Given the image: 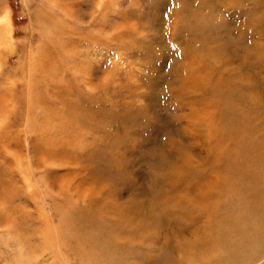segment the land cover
I'll use <instances>...</instances> for the list:
<instances>
[{"label": "rangeland", "instance_id": "obj_1", "mask_svg": "<svg viewBox=\"0 0 264 264\" xmlns=\"http://www.w3.org/2000/svg\"><path fill=\"white\" fill-rule=\"evenodd\" d=\"M54 88L105 119L101 132L83 128L66 145L69 167L39 170L43 138L31 116L41 106L29 91L54 102ZM235 112L256 118L254 133L264 130V0H0V264H85L66 248L87 210L99 230L121 226L128 262L199 264L212 230L194 206L210 194L215 151L234 147ZM95 155L105 162L84 161ZM109 159L120 162L114 176ZM56 175L71 176L68 191H49ZM76 211L68 240L50 246L43 226ZM132 231L157 232L158 241ZM160 245L173 246L172 262L157 259Z\"/></svg>", "mask_w": 264, "mask_h": 264}, {"label": "bare ground", "instance_id": "obj_2", "mask_svg": "<svg viewBox=\"0 0 264 264\" xmlns=\"http://www.w3.org/2000/svg\"><path fill=\"white\" fill-rule=\"evenodd\" d=\"M52 66L53 65H50V67ZM47 69L48 68H45V65H44V68H43L44 75L41 76V78H45V74L48 73ZM197 82L199 83L203 82L202 78L200 77V79L197 80ZM42 92L43 91L41 90L40 93ZM29 93L33 98H35V101L34 100L32 101L35 102V104H37L38 106H41V111L38 113L33 112L32 113L33 116H31L35 118L34 119L35 125L34 127L32 126L35 129L34 131L37 133V135H39V132H40V135L43 138V140L41 141L42 147L40 148V151L34 152L35 153L34 156L37 159V164H38L36 165V167H38L40 170L45 164L54 166L55 161H57L58 164H60L63 167H66V168L69 167L70 163L65 161V159L68 157L66 145H69V143L72 144V142L74 141V139L72 140V138L75 136H79L80 135L79 132L83 128H87L91 131L98 129L97 132H101L99 126L102 120L105 119L104 112L101 111L100 109L102 113L101 114L99 113L100 115H98V111L96 110L99 108L97 107H95L96 109L93 112H91L90 109H88V107L81 108V106H79L77 101L76 100L74 101L72 97H70L71 94H68V92H65L61 88H57L54 90V96L56 100L54 102H51L47 99H43L42 98L43 94L41 95L39 93L40 94L39 95L37 93V95H35L33 91L32 92L29 91ZM57 102L60 104V107H58ZM225 105L228 107V103ZM235 113L237 115H234V114L233 115L234 117L237 116L236 122H235L236 125H234V128L236 129V131L232 132V136L230 139V141L234 140V145H233L234 147L232 148L231 152L229 151L230 153L228 155L225 154V152H227L228 150H224L223 152L215 151L216 152L215 155H217L216 165L218 168V171H217L218 173L215 176L212 175L213 177H215V180L213 179L214 182L211 179L212 180L211 182L213 183L212 187L209 185L211 183L210 180H209L210 182L209 184L206 182L208 186L211 187V188L208 187V189H211L210 194L207 195L208 192L206 195L201 194L199 198H197L199 201L198 204L194 206V209H196V211L198 210L200 212L199 214H201L202 217H205L207 219L206 222L205 221L204 222L207 223V225H209L212 230L211 238L207 237L205 239L206 243H208V247H207L208 250H205L204 252L201 251V254H199V251L196 252L199 255V258L197 257L199 259V264H256L257 262H259L260 260L264 258V130H262L261 132L254 133L253 123L256 121V118L250 117L248 114H246V118H245V116H243L241 112L239 113L235 112ZM222 116H225V115L222 114ZM122 119L125 120L126 119L125 116H123ZM66 120L69 122L67 130H65V127L67 126ZM53 121L55 122L54 124L51 123ZM128 124H131V123L129 122ZM45 142L48 145H46ZM125 142L123 138H118L114 140L113 143L118 144L120 146ZM113 143H112V147H113ZM46 146H47L46 148L47 151H49L48 153L45 152ZM45 153H47V156ZM105 159L106 158L103 159L101 157H98V155L97 156L95 155L92 158H88V159L86 158V160L84 161H87V162L90 161L94 164L95 161L105 162ZM108 161L109 163L104 164L105 170L106 169L109 170L107 173L112 172V171H117V166L120 164V162L118 160L113 161L110 159ZM207 163L208 162L206 161V164ZM5 164H7V162ZM18 164L16 165L18 166ZM196 168H194V170L191 169L189 173L190 174L194 173L195 175L197 170L198 171L202 170V168L200 167H199L200 170L199 168H197L196 170ZM84 170L85 169H83L82 172H84ZM18 172L19 171H17V173ZM97 173L98 174L95 173L96 175H99L97 178H95L93 175L92 177L90 174H89V177L91 179L95 178V180L100 178V174H99L100 172H97ZM13 174L12 172H10V176L12 178H13ZM43 174H44L43 175L44 177L50 176L49 172L48 173L43 172ZM110 174L111 173H109V175ZM197 175H199V173ZM193 177L194 176H192V180H193ZM70 179H71L70 175H58V176L56 175L55 178L53 176V180L50 182V184L47 187L49 191L52 193L55 190L57 191V193L68 191L70 188V186L68 185ZM190 179L191 178H188V180ZM203 179L205 178L202 177L200 182H202ZM194 180L196 181V179ZM197 181H199L198 178H197ZM35 185L43 186L42 184H39L37 182L35 183ZM47 187L45 188V192L42 190L44 193L48 192ZM198 188H202V185L201 187H198ZM31 190L32 189H30V191ZM32 192L37 193L36 189L32 190ZM45 195L50 196V193H46ZM34 196L38 198V193L35 194ZM170 197H173V196L170 195ZM181 197L184 198L185 196L182 195ZM181 197L179 195L178 199L181 200ZM185 200L186 199H184V201ZM157 201H159V198ZM165 202L163 201L164 203L163 206L165 205ZM196 202L197 201L195 200V203ZM160 204L162 203L160 202ZM2 205L3 203H2V200L0 199V209ZM179 206H182V208L184 209L186 208L187 205L181 204ZM55 207L56 205L54 206V208L51 209L53 210V212L56 211ZM188 208L189 207L187 206L186 208L187 212L189 210ZM76 214H77V211L75 213H66L65 216L63 215L62 222L60 223L59 226L55 227L54 229L53 227H49L48 224L43 226L44 229L42 231L43 232L42 234L45 236L46 242L48 241L47 243H49L50 246L53 245L54 247H57L58 244L65 243L68 240L67 226H69L73 222L74 216ZM93 214L90 212V210H87L84 213H82L79 218H77L75 229L79 232V235L76 240H74L72 243L69 244V246L66 248V252L68 253L78 252L77 258L84 259L85 264H134L132 262H128L127 260V256H129L128 253L132 249L129 250L128 248V242L130 241L122 239L123 237H121L122 236L121 233L123 232L121 226L114 222L116 226L113 229L111 228L109 229V231L106 230V228L99 230V228L101 227V224L100 223L96 224V222L94 223ZM238 216L239 218H237ZM182 218H185V216ZM182 218H180V220ZM0 222L3 223L2 220H0ZM183 222L184 224L186 223L185 221ZM95 225L97 226V228L94 227ZM132 227L130 226V228L128 229H133ZM134 231H132V233L137 235L138 232H134ZM153 233L154 234L152 235V237L148 236V233L146 232L138 233V234L140 236V239L158 241L157 240L158 236L156 235L157 232L156 234L155 232ZM44 236H42V238ZM132 239H134L133 241H135L136 236L131 235L130 240L132 241ZM175 243L174 245L176 246L177 243L176 244ZM154 244H156V242ZM165 244L169 245L168 242H165ZM202 244L204 245V242ZM172 248L173 246L163 247L160 245L159 249L161 251L158 254L157 259L160 260L161 257L165 256V258H167L170 262H172V258L170 255ZM204 248H201V249L204 250ZM131 253L133 254V252ZM143 258H142V261H143Z\"/></svg>", "mask_w": 264, "mask_h": 264}]
</instances>
